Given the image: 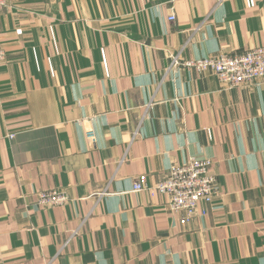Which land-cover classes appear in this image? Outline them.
<instances>
[{
  "label": "crops",
  "instance_id": "0c3cea01",
  "mask_svg": "<svg viewBox=\"0 0 264 264\" xmlns=\"http://www.w3.org/2000/svg\"><path fill=\"white\" fill-rule=\"evenodd\" d=\"M259 46L264 0H10L0 264H264V78L226 89L171 65ZM192 157L212 162L205 214L181 224L131 190ZM43 191L68 201L39 207Z\"/></svg>",
  "mask_w": 264,
  "mask_h": 264
},
{
  "label": "built area",
  "instance_id": "2783aa9c",
  "mask_svg": "<svg viewBox=\"0 0 264 264\" xmlns=\"http://www.w3.org/2000/svg\"><path fill=\"white\" fill-rule=\"evenodd\" d=\"M9 1L0 0V11L8 6ZM168 19L172 21L174 16ZM2 58L3 54L0 53ZM171 65L197 72H212L222 87L231 89L264 78V47L259 46L238 55L220 53L197 60H181L177 55L172 57ZM85 136L87 141L93 142V130H86ZM211 165L210 159L192 157L182 164L173 165L164 178L153 186H147L141 177L133 182L131 190L167 195L170 212L177 215L183 213L179 222L185 224L200 207V212L205 214L206 207L212 203L215 178L211 173ZM67 201V195L61 191H43L36 196L39 207L63 205Z\"/></svg>",
  "mask_w": 264,
  "mask_h": 264
}]
</instances>
